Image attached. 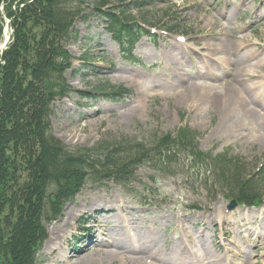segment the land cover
<instances>
[{
  "label": "rangeland",
  "instance_id": "rangeland-1",
  "mask_svg": "<svg viewBox=\"0 0 264 264\" xmlns=\"http://www.w3.org/2000/svg\"><path fill=\"white\" fill-rule=\"evenodd\" d=\"M84 1L89 7L83 4L80 14L71 16L77 38L63 46L71 57L65 72L68 88L54 97L53 135L77 151L122 137L150 143L156 135L187 126L197 134L202 152L217 158L225 152L229 158L216 163L217 180L211 176L215 186L210 181L201 186L194 180L196 174L178 164L180 159L163 174H154L147 165L139 167L127 189L112 181L88 180L60 216L44 223L47 237L40 251L44 264H132L134 254L128 248L107 244L108 236L112 237L109 229L117 226L126 236L136 228L159 240L139 264L162 263L155 256L169 257L176 245L183 264L199 259L204 264H264V143L257 138L264 134V80L257 94V81L240 69L260 61L251 69L264 76V0H142L145 4L139 10L128 5L132 0H106V7L127 9L129 19L156 35H142L130 49L113 42L94 14L92 7L102 0ZM22 5L21 0L0 1V46L6 31L8 44L14 39V19L9 13L16 15ZM27 29L34 34L41 31L30 24ZM121 68L127 72H119ZM237 74L240 82L234 81L235 86H248L251 91H232L227 104L214 98L198 101L190 88L191 83L202 81L221 87ZM129 75L132 79L125 78ZM117 88L125 93L97 92ZM183 90L188 92L186 101L177 99ZM130 105L138 109L130 117L121 116ZM236 170L245 182L253 180L259 206L227 207L238 190L221 172L233 177ZM108 207L113 210L103 213ZM81 214L89 216L83 231L76 221ZM59 225L63 233L58 232L64 235L55 239ZM78 230L79 245L96 251L63 257L55 247L69 251Z\"/></svg>",
  "mask_w": 264,
  "mask_h": 264
},
{
  "label": "trees",
  "instance_id": "trees-1",
  "mask_svg": "<svg viewBox=\"0 0 264 264\" xmlns=\"http://www.w3.org/2000/svg\"><path fill=\"white\" fill-rule=\"evenodd\" d=\"M21 2L16 15L9 13L14 39L0 56V264H44L40 253L47 237L44 223L55 220L88 180L112 181L127 189L139 167L147 165L154 174H163L179 159L178 164L196 174L201 185L215 182L211 176L217 180L216 163L229 156L202 152L197 134L186 126L156 135L150 143L122 137L77 151L58 140L50 118L54 97L68 88L65 72L70 55L63 46L77 37L71 16L80 14L85 1ZM107 3L102 0L93 10L107 32L130 49L142 31L129 19L127 9H102ZM144 4L130 2L136 9ZM28 24L41 31L31 33ZM123 91L108 93L121 96ZM221 175L238 190L232 196L237 202L258 203L253 180L245 182L237 170L233 177L227 172Z\"/></svg>",
  "mask_w": 264,
  "mask_h": 264
},
{
  "label": "bare ground",
  "instance_id": "bare-ground-1",
  "mask_svg": "<svg viewBox=\"0 0 264 264\" xmlns=\"http://www.w3.org/2000/svg\"><path fill=\"white\" fill-rule=\"evenodd\" d=\"M8 31H6L5 33V38L8 37ZM240 59H243L244 56H240L239 57ZM246 58V57H245ZM227 58H223L222 60H226ZM264 62V61H263ZM260 65V61H257V62H254V63H251L250 66H248L247 68H240L241 70H245V72H249L248 74V77L250 79H253V80H256L257 81V86L254 88V91H259L260 88L263 89V85H262V81L264 80V76L261 75V74H256L255 70L251 69L252 67H258ZM120 71L119 72H127L126 69L124 68H121L119 69ZM118 72V73H119ZM245 75V73H243ZM216 77V76H215ZM125 78H130L132 79V77L129 75V76H126ZM206 78V77H205ZM207 80H212V79H208L206 78ZM239 80L240 82V75H234L232 77V81L231 83L228 82L227 84H224V85H221L218 86V85H214L208 81H202V82H193L191 83V90L193 92V95L195 96H198V101L201 100L202 98L205 100L207 98H214L215 100H219V101H222L224 104L226 103H229L230 102V98L229 96H227V94H231V92L233 91L234 93L237 91H239V94H241V90L240 88L243 90V92H249V90L251 91V87L248 88V86H246L245 88L244 87H237L235 86V83H233L234 81L237 82ZM190 84V83H189ZM154 84L153 83H149L147 84V86H145V90L148 86L152 87ZM237 90V91H236ZM143 92H144V89H143ZM253 92H250L249 94H252ZM258 94V92H257ZM178 97L177 99L179 100H182V101H186V99L188 100V92H186L185 90L181 91L180 93H177ZM240 99V96L237 97L236 101L234 102L233 98H232V103L236 104ZM230 103V105L232 104ZM138 109V106H133V105H130L125 112H123L121 114V116L123 117H130L133 113V111H136ZM250 112H251V109H249ZM259 139L260 142H263L264 143V134H260L258 135L257 137ZM113 210V208L111 207H108L106 208V210L103 212V213H109ZM67 214V212H66ZM82 218H81V215L77 218V222L81 221ZM68 222V221H67ZM67 222L65 223V221H63V225H67ZM133 223H136L135 222V218L133 219ZM63 225H59L57 226V228H55V230L57 229L56 231V238L60 237L62 238L63 235L58 232V231H62L63 229ZM117 226V225H115ZM118 227V228H117ZM116 228H110V233L112 234V237L108 236L109 240H111V242L107 243L108 245H111V246H119L121 247V249H126L128 248L129 252L133 253V258L131 260V263L132 264H139L140 261L142 260V255L143 254H147V253H150L149 255L152 254V251L150 252L149 251V248H150V245H151V248L150 249H153L154 246H157L159 245L157 242H159V240L157 238H153V236L151 235H145L141 230L139 229H134V233L130 236H126L124 234V232L121 231V229H119L120 227L117 226ZM109 230H107L105 233L106 234H109ZM63 233V231H62ZM75 242L71 243L72 246L68 245V249L70 248L69 251H66L65 250V247H61L60 245L59 246H56L55 249L58 251V253H64L62 256L65 257V258H70V257H76L77 255L79 256L81 254V252H87L88 250L89 251H96V249H94V247H91L89 245H85V246H80L79 244L81 243V237L80 235H77L76 236V239L74 238ZM90 240V238H89ZM98 241V240H96ZM105 242H107V239L104 240ZM82 242H83V239H82ZM102 242V241H101ZM130 243L133 245L131 247ZM144 244V245H147V247L145 248H142L140 249L139 248V244ZM176 245V244H175ZM173 250V252H171L170 256L167 257V258H163L161 259L159 256H155V258L157 260H160L162 263L160 264H183L182 262L185 263L184 261V256L182 254V251H181V248L179 245H176L175 247L173 246L171 248ZM100 250H103L101 248H98L97 251L100 252ZM104 251V250H103ZM68 252H72V253H68ZM105 252H114V251H111V250H105ZM74 254H77V255H74ZM112 257H114V255L112 254L111 255ZM208 256V255H207ZM147 258V257H146ZM146 258H144V261L146 260ZM206 258V257H205ZM204 260H201L199 259V261L195 264H204L203 263ZM211 263V262H210Z\"/></svg>",
  "mask_w": 264,
  "mask_h": 264
},
{
  "label": "water",
  "instance_id": "water-1",
  "mask_svg": "<svg viewBox=\"0 0 264 264\" xmlns=\"http://www.w3.org/2000/svg\"><path fill=\"white\" fill-rule=\"evenodd\" d=\"M7 42H8V38L5 40L4 45L1 47L2 49L5 47V45H6ZM233 205H234V204L231 203V204H230V207H232Z\"/></svg>",
  "mask_w": 264,
  "mask_h": 264
}]
</instances>
